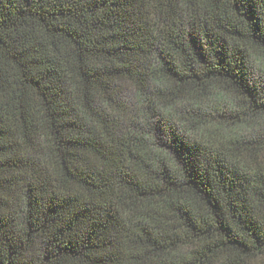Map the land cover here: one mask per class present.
Segmentation results:
<instances>
[{
    "label": "trees",
    "instance_id": "1",
    "mask_svg": "<svg viewBox=\"0 0 264 264\" xmlns=\"http://www.w3.org/2000/svg\"><path fill=\"white\" fill-rule=\"evenodd\" d=\"M0 264H264V0H0Z\"/></svg>",
    "mask_w": 264,
    "mask_h": 264
}]
</instances>
